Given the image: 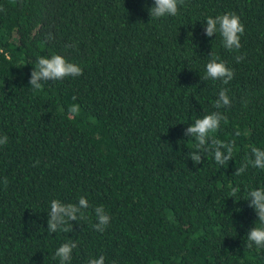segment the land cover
Returning a JSON list of instances; mask_svg holds the SVG:
<instances>
[{
  "label": "trees",
  "instance_id": "16d2710c",
  "mask_svg": "<svg viewBox=\"0 0 264 264\" xmlns=\"http://www.w3.org/2000/svg\"><path fill=\"white\" fill-rule=\"evenodd\" d=\"M153 3L0 0V264H59L68 241L70 264H264V249L247 246L260 222L246 199L264 188V170L234 175L264 149V0H185L163 18ZM225 12L245 27L239 50L204 34L207 17ZM53 54L83 74L34 90L37 58ZM213 56L233 69L228 84L204 79ZM221 89L232 102L213 136L235 141L233 158L219 165L205 152L194 165L184 130L217 111ZM81 196L83 219L49 232L50 202ZM101 205L103 232L93 228Z\"/></svg>",
  "mask_w": 264,
  "mask_h": 264
},
{
  "label": "clouds",
  "instance_id": "9594fccd",
  "mask_svg": "<svg viewBox=\"0 0 264 264\" xmlns=\"http://www.w3.org/2000/svg\"><path fill=\"white\" fill-rule=\"evenodd\" d=\"M185 0H154L151 9L153 18H163L166 16H176L179 14L180 7L183 6ZM3 9H0L2 11ZM245 31L244 25L241 23L240 17L234 12H225L215 17L209 16L206 19L204 34L208 37L214 36L219 32L223 46L228 50H239L241 45V36ZM48 39H54L51 33H48ZM73 45H65L72 47ZM243 56L236 58L237 63L243 60ZM83 74L82 68L68 61L64 56L53 54L51 56H40L37 63L29 76V85L34 90H40L44 82L49 80H64L67 77H79ZM220 80L223 84H228L234 78L233 69L229 68L226 62L220 60L219 57L213 56L206 64V76L204 79ZM231 99L227 94V89H221L214 107L217 111L210 112L200 118L195 119L194 123L188 125L184 130L186 137H192L196 141L194 150L189 153V157L194 165L202 162L203 153L211 152L214 160L219 165H225L233 158L235 150V141L224 142L215 139L213 134L216 133L221 121L226 120V116L219 111L221 108L231 106ZM79 111V105H72L69 112L73 115ZM239 134V133H237ZM8 143L7 135L0 136V145ZM251 159L235 169L234 175L243 174L249 164L253 168L264 170V149L258 147L251 148ZM5 186L7 180L4 181ZM240 191L239 187L230 188V197H234ZM250 198L249 206L252 207L260 222V226H253L247 232L249 248L255 246L258 249H264V188H255L248 192L246 199ZM90 207L86 197L81 196L78 203H63L58 199L50 202V210L48 212L47 229L49 232L63 231L68 232L72 229L71 221L83 219V210ZM97 223L93 225L96 231L103 232L109 224L110 216L104 207L96 206L94 209ZM77 247L76 242L68 241L62 243L55 251L54 258L59 259V264H70L72 260L73 249ZM88 264H105V257L100 255L98 258L89 259Z\"/></svg>",
  "mask_w": 264,
  "mask_h": 264
}]
</instances>
